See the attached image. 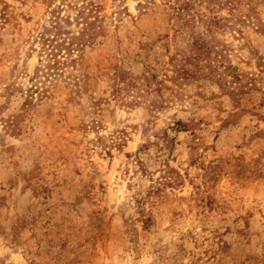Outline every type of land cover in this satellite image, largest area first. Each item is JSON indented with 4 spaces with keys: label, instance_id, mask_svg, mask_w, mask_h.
I'll list each match as a JSON object with an SVG mask.
<instances>
[{
    "label": "rangeland",
    "instance_id": "1",
    "mask_svg": "<svg viewBox=\"0 0 264 264\" xmlns=\"http://www.w3.org/2000/svg\"><path fill=\"white\" fill-rule=\"evenodd\" d=\"M0 264H264V0H0Z\"/></svg>",
    "mask_w": 264,
    "mask_h": 264
}]
</instances>
